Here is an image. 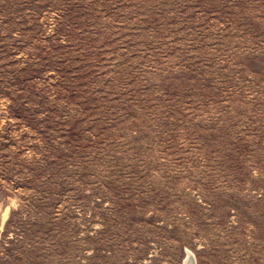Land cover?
<instances>
[{"label":"rangeland","instance_id":"rangeland-1","mask_svg":"<svg viewBox=\"0 0 264 264\" xmlns=\"http://www.w3.org/2000/svg\"><path fill=\"white\" fill-rule=\"evenodd\" d=\"M189 260L264 264V0H0V264Z\"/></svg>","mask_w":264,"mask_h":264},{"label":"water","instance_id":"water-1","mask_svg":"<svg viewBox=\"0 0 264 264\" xmlns=\"http://www.w3.org/2000/svg\"><path fill=\"white\" fill-rule=\"evenodd\" d=\"M190 259H191V257H190ZM188 264H193V262L190 260V261L188 262Z\"/></svg>","mask_w":264,"mask_h":264},{"label":"bare ground","instance_id":"bare-ground-1","mask_svg":"<svg viewBox=\"0 0 264 264\" xmlns=\"http://www.w3.org/2000/svg\"><path fill=\"white\" fill-rule=\"evenodd\" d=\"M190 261V260H189Z\"/></svg>","mask_w":264,"mask_h":264}]
</instances>
